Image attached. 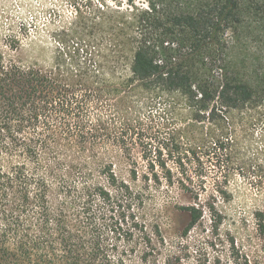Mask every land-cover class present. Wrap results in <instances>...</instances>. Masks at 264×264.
<instances>
[{
  "label": "trees",
  "instance_id": "obj_1",
  "mask_svg": "<svg viewBox=\"0 0 264 264\" xmlns=\"http://www.w3.org/2000/svg\"><path fill=\"white\" fill-rule=\"evenodd\" d=\"M68 2L74 13L53 33L51 65L19 56L32 39L27 23L0 45V264H231L207 255L186 262L125 200L141 194L140 175L147 185L181 184L196 200L178 207L185 237L207 208L217 213L185 178L184 156L204 137L226 148L237 116L264 133V68L246 65L226 38L247 5L262 1ZM164 95L173 97L163 110L173 108L176 141L152 144L141 173L109 123L115 111L152 109Z\"/></svg>",
  "mask_w": 264,
  "mask_h": 264
},
{
  "label": "rangeland",
  "instance_id": "obj_2",
  "mask_svg": "<svg viewBox=\"0 0 264 264\" xmlns=\"http://www.w3.org/2000/svg\"><path fill=\"white\" fill-rule=\"evenodd\" d=\"M261 1L259 5H247L241 22L226 34L232 44L231 51L250 68H264V0ZM139 4L146 6L148 0H139ZM72 13L74 8L68 0H0V45L4 44L6 35L17 33L21 24L27 23L32 39L24 40L26 43L19 56L27 61L36 59L44 66L51 65L57 46L53 33L59 29L61 20L68 19ZM172 98L164 95L162 103L152 109L139 106L115 111L116 116L110 120L114 133L125 138L127 152L134 154L141 173L146 171L145 151L160 145V141L164 145L176 141L174 131L178 126L171 115L173 108L163 110L165 101L174 103ZM234 121L238 131L231 142L225 140L226 148L204 137L197 141L201 146L192 149L188 159L184 156L185 178H193L190 185L200 194V201L206 207L214 203L217 208L214 216L207 208L204 220L188 237L183 236L188 216L178 207L196 200L181 184H170L163 179L147 185L140 175L137 186L143 187L141 194L138 193L141 197L125 200L127 213L160 225L168 251L188 253L186 262L199 261L207 255L212 263L219 258L221 263L264 264V133L260 128L254 131L238 116ZM151 140L155 143L148 142ZM174 161H169V166L177 173L183 166ZM129 167L122 163L118 169L130 181Z\"/></svg>",
  "mask_w": 264,
  "mask_h": 264
}]
</instances>
